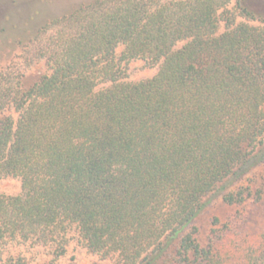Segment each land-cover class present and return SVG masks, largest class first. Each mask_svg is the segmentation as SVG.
<instances>
[{"label": "trees", "instance_id": "16d2710c", "mask_svg": "<svg viewBox=\"0 0 264 264\" xmlns=\"http://www.w3.org/2000/svg\"><path fill=\"white\" fill-rule=\"evenodd\" d=\"M231 2L91 0L36 29L0 71V178L22 182L0 193L2 264L28 243L63 256L71 233L114 264H264L242 185L264 163V16ZM133 59L158 70L127 81ZM219 198L236 209L205 235Z\"/></svg>", "mask_w": 264, "mask_h": 264}, {"label": "rangeland", "instance_id": "374dc122", "mask_svg": "<svg viewBox=\"0 0 264 264\" xmlns=\"http://www.w3.org/2000/svg\"><path fill=\"white\" fill-rule=\"evenodd\" d=\"M91 0H0V71H7L11 65L22 66L28 54L26 50L31 44V37L36 29L48 18L61 15L73 5ZM238 0H232L227 8L238 11ZM250 9L264 16V0H242ZM241 20V18H239ZM254 23V22H252ZM256 24V23H255ZM225 24L221 25V32ZM30 37V38H29ZM182 45L180 43L178 46ZM122 48L118 49V52ZM125 80L140 81L152 77L158 66L149 65L143 59H133L124 63ZM48 67L44 61H36L28 68H23V83L32 85L42 75L47 73ZM16 118L17 113L10 110ZM7 112V113H8ZM242 185L249 187L253 193L259 191L260 200L249 207L247 231L257 236L264 230V163L259 165L243 181ZM22 192V182L13 176L0 178V193L18 195ZM236 209L221 198L215 200L198 219V225L206 235L217 218L224 222ZM15 255L24 257L28 264H114V258H104L89 251L71 233L63 256L56 257L48 246L19 245L11 250ZM0 264L1 260H0Z\"/></svg>", "mask_w": 264, "mask_h": 264}]
</instances>
